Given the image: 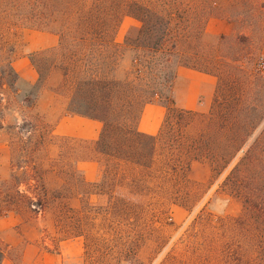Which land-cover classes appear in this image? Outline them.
Listing matches in <instances>:
<instances>
[{"label":"rangeland","instance_id":"374dc122","mask_svg":"<svg viewBox=\"0 0 264 264\" xmlns=\"http://www.w3.org/2000/svg\"><path fill=\"white\" fill-rule=\"evenodd\" d=\"M186 2L194 31L173 69L195 67L216 84L196 111H166L157 159L161 167L172 154L177 162L161 172L184 168L172 197L146 192L150 181L139 167L120 170L113 149L96 145L100 136L85 142L54 133L74 115L62 72L41 81L36 71L47 66L42 49L55 38L19 25L9 31L0 17V205L7 210L0 264H38L51 253L65 264H264V0ZM137 26L124 17L117 40ZM106 136L114 148L116 132ZM122 149L146 160L143 145ZM225 162L220 173L210 168ZM201 214L209 220L198 225Z\"/></svg>","mask_w":264,"mask_h":264},{"label":"trees","instance_id":"16d2710c","mask_svg":"<svg viewBox=\"0 0 264 264\" xmlns=\"http://www.w3.org/2000/svg\"><path fill=\"white\" fill-rule=\"evenodd\" d=\"M0 3L4 6L0 17L9 31L19 25L54 36V43L42 49L48 54L47 66L36 64L39 80H49L53 71L62 72V89L69 93L68 112L104 123L96 145L102 151L113 149L110 151H114L120 170L128 163L142 169L139 177L150 181L144 190L152 196L159 191L170 196L176 193L183 166L173 165V174L163 175L161 171L169 169L170 163L177 159L172 154L166 166L161 167L157 159L161 135H144L137 126L145 105L154 101L163 102L167 110L180 117L188 113L175 105L171 93L177 79L173 64L181 63L185 53L180 45L182 40L193 36V4L186 0H0ZM124 17L135 19L139 26L131 27L124 41L119 42L117 34ZM199 25V31L203 30L202 23ZM199 34L203 36V32ZM191 55H196L194 48ZM112 58L114 61L110 63L108 59ZM79 105L85 112L78 110ZM111 116L117 119L116 123L110 122ZM109 130L117 134L112 140L114 148L107 142ZM142 145L148 148L146 160L137 154L127 155L122 149ZM226 166L227 162L219 167L210 164L217 173ZM17 196L36 207L33 198L20 192ZM1 207L0 215L7 211ZM197 220L199 225L209 219L201 214ZM226 250L224 244L216 249V255H225Z\"/></svg>","mask_w":264,"mask_h":264},{"label":"crops","instance_id":"0c3cea01","mask_svg":"<svg viewBox=\"0 0 264 264\" xmlns=\"http://www.w3.org/2000/svg\"><path fill=\"white\" fill-rule=\"evenodd\" d=\"M177 79L171 97L175 105L186 111L193 112L199 108L200 97L204 91H210L216 84V78L211 74L178 67ZM166 106L163 102L154 101L145 105L138 122V131L144 135L159 134L166 116ZM102 123L98 120L79 115L63 117L55 126L57 136L70 140L91 142L100 136ZM96 170L94 165V171ZM63 255L45 254L38 264H65Z\"/></svg>","mask_w":264,"mask_h":264}]
</instances>
